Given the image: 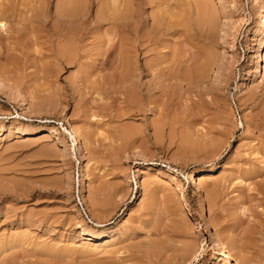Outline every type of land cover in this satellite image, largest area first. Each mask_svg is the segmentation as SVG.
Segmentation results:
<instances>
[{
	"label": "rangeland",
	"instance_id": "374dc122",
	"mask_svg": "<svg viewBox=\"0 0 264 264\" xmlns=\"http://www.w3.org/2000/svg\"><path fill=\"white\" fill-rule=\"evenodd\" d=\"M58 1L0 0V84L13 90L9 95L0 85V264H143L140 252L152 244H169L166 255H185L181 248L191 251L199 241L204 250L193 264H222L209 249L210 237L245 264H264V42L255 74V59L246 64L244 56H255L251 31L264 23V0H205L217 12L216 78L194 84L187 78L195 77L198 53L211 44L150 32L148 51L137 54L159 72L161 84L151 91L142 86L131 105L108 79L119 71V46L111 66L102 60L114 49L111 43L122 36L125 44L132 33L108 20L96 22L95 10L103 6L98 0H78L88 7L89 33L73 63L54 64L42 41L45 30L34 19L39 12L53 15ZM135 1L143 3L135 12L149 28L154 14L166 11L174 20L189 0ZM55 42L51 49L65 40ZM48 63L53 65L47 70ZM150 73L142 78L148 87ZM71 128L83 153H76ZM124 128L133 130L128 146L117 136ZM144 166L147 171L139 173ZM198 173L205 179L197 191ZM84 231L105 236L90 239Z\"/></svg>",
	"mask_w": 264,
	"mask_h": 264
},
{
	"label": "bare ground",
	"instance_id": "6f19581e",
	"mask_svg": "<svg viewBox=\"0 0 264 264\" xmlns=\"http://www.w3.org/2000/svg\"><path fill=\"white\" fill-rule=\"evenodd\" d=\"M41 0H39L40 2ZM83 0H80L81 3ZM106 1V0H105ZM145 1V0H144ZM157 1V0H156ZM161 1V0H160ZM183 1V0H182ZM209 1V0H208ZM207 1V2H208ZM211 1V0H210ZM254 1V0H253ZM259 1V0H258ZM258 1H255L256 3ZM79 1H75L74 0H60V2L58 1V3L56 4V7L55 10H54V13L53 15L51 16H42V13L40 14V12L37 14L36 16V12H33L34 14H31V15H35L36 19H34V17L32 18L31 15H30V21L32 19L34 20H37L38 22V26L37 28L39 27V24L40 26H42L41 29L39 27L40 30H45V33H44V40L42 39L43 36L40 35L42 38L39 37L38 34H43V31L42 33H37V39L39 37V39H42V41L44 42H47L45 44H48L47 46L49 48H46L48 50L49 55L48 56H51L52 60L55 62L54 64H60V65H65V64H70V63H73L74 60L76 59V57H78V54H79V50L81 49L80 48V45L82 44V39L84 38V35L88 34L86 33L88 31V21H89V16H88V10L86 8H84V5L81 6L80 3H78ZM110 2V1H108ZM163 1H161L162 3ZM173 2V1H171ZM232 2V1H231ZM261 2V1H259ZM78 3V4H77ZM159 3V2H158ZM159 3V4H161ZM187 4H185V1H184V4L182 3V13H178L179 15H177V17L175 18L174 17V20L171 19V16L173 14H171L170 16V13L166 12V11H161V14L157 13L158 15L151 17V21L153 20V23H151V25L149 26V28L146 26V20H145V17L143 15H141L140 13H136L135 12V6L136 5H143V3L141 4H138L137 1L135 0H111V2L107 5L104 4L103 1H99L96 3L98 4V6H102L101 8V11L99 10H95L96 13L94 14L95 15V20L96 22H101L102 20H108L110 22H112L115 26H118V28H121V30L123 29L124 31H129L132 33V35L134 36L133 39L129 40L127 37L125 39H128V40H125V44L122 42V36H119V35H122L120 34L118 31H115L116 33L118 32L119 35H113L115 36L114 37V42L116 41L115 38H118V41H116V45H113V43H111V47H114V49L110 48L111 51H109L107 49V52L105 51V53H107V56L103 58L102 60V64L103 65H106L107 63H109L111 60L113 59H110V56H111V53L113 54L114 50L117 49V47L119 46V49L116 50V58L118 59L119 63H120V68H119V71L117 73H114L115 75H113V77L111 76V78L109 77L108 79L111 80L112 78L115 80L111 81L110 83L113 82V85H110L112 86H118L119 87V90H124L125 92V99H126V102H128L130 105L131 104H135L137 102V94H139V92H141V87L144 86L147 90L151 91V89L158 87L157 85L158 84H161V81L158 80L159 77V72L156 73V72H153L151 69H150V63H149V60H148V63H147V60H145V64L143 65L141 62H140V57L139 55L137 54L138 52L140 53H143V54H146V51L147 50V46L145 45V42L148 39H150V32H155L156 35L158 34L159 36L161 34H171L173 36V34L175 33H178L180 35L183 36H187V35H191L192 37L194 38H197L199 40H204L206 41L208 44H211V46L209 45V47L206 49V51H204L203 53H201V50L198 54V57L201 58V62L200 64L197 66V68L195 69V74H192V75H195V77H192L189 73L188 76H191V77H188V80L189 82L193 83L194 82L196 83L197 81H202L204 80L206 77L209 78V75H211V71L213 69H215L216 67L219 68L218 66V58L216 57V54L213 50V46L215 44V29H216V22H215V17L217 16V12L216 10L214 11L213 8H210V6H208V4L206 3L205 0H189L186 2ZM262 3V2H261ZM259 3L261 6L264 4V1H263V4ZM80 4V5H79ZM84 4V3H83ZM86 4V3H85ZM167 4V3H166ZM151 5V3H150ZM156 5V4H155ZM184 5V7H183ZM186 5V6H185ZM214 5V4H213ZM212 5V6H213ZM259 5V7H260ZM42 6V5H41ZM211 6V7H212ZM255 6V5H253ZM83 7V8H82ZM162 7V6H161ZM257 7V8H259ZM264 8V6H262ZM16 8V7H15ZM23 8V7H22ZM29 8V7H28ZM38 8V7H37ZM137 8V7H136ZM140 8V6H139ZM86 9V10H85ZM96 9H100L99 8H96ZM153 9V8H152ZM260 9V8H259ZM158 10V9H157ZM264 10V9H263ZM12 11V10H11ZM33 11V10H32ZM35 11V10H34ZM152 11V10H151ZM149 12V11H148ZM12 13V12H11ZM16 13V12H15ZM230 13V12H229ZM232 13V12H231ZM261 13V12H260ZM17 14V13H16ZM20 14V13H19ZM17 15V16H20V15ZM11 15V14H10ZM27 15V14H26ZM41 15V16H40ZM152 15H153V12H152ZM164 15V16H163ZM264 15V14H262ZM175 16V15H173ZM257 16V15H256ZM29 17V16H28ZM27 17V18H28ZM160 17H163V20L160 18ZM263 17L262 19V22H264V16H261ZM26 18V17H25ZM220 18V17H219ZM258 18V17H257ZM256 19V18H255ZM27 20V19H26ZM21 22V21H20ZM27 22V21H26ZM261 22V21H260ZM5 23V22H4ZM23 23V22H22ZM259 23V22H258ZM257 23V24H258ZM24 24V23H23ZM31 24V23H30ZM111 24V23H110ZM109 24V25H110ZM256 24V23H255ZM254 24V25H255ZM26 25V24H25ZM0 26L1 27H4V25L1 23L0 21ZM24 26V25H23ZM33 26V24L31 25ZM34 26L35 23H34ZM115 26H111V27H114L115 30L117 29V27ZM259 26V25H257ZM141 27H143V33L140 35L139 32H141L140 30ZM31 28V27H30ZM29 28V29H30ZM33 28V27H32ZM47 28V29H46ZM28 29V27H27ZM106 30V29H105ZM119 30V29H118ZM120 30V32H121ZM218 30V29H217ZM254 30V31H253ZM251 31V33L253 32L252 36H251V41L252 42H255V45H256V50H255V56H250L249 54L247 55H244L245 58H246V64L250 63L253 59H255V67L253 66V71H251V75L252 74H255L257 72V67H258V57H259V50H260V47H262V43L264 42V23H261V26L259 27H256L255 29H253ZM29 31V30H28ZM35 31V29H34ZM145 31H148V35L146 34ZM21 32V31H20ZM33 32V30H32ZM41 32V31H40ZM113 32V31H112ZM128 32V33H129ZM34 33V32H33ZM32 33V34H33ZM117 33V34H118ZM29 34V33H28ZM31 34V32H30ZM34 35V34H33ZM127 34H125L126 36ZM140 35V38L138 39V36ZM35 38H36V34L34 35ZM34 36L32 38H34ZM177 36V35H176ZM175 36V37H176ZM87 37V36H86ZM131 37V36H130ZM129 37V38H130ZM154 37H155V34H154ZM181 37V38H182ZM233 37V36H232ZM20 38V37H19ZM34 38V39H35ZM57 38H62L65 40L64 44L60 47H58L57 45H54V47L56 46V49H54V51H52L51 47L53 46L54 43L58 44L57 42H55L57 40ZM124 38V37H123ZM159 38V37H158ZM184 38V37H183ZM33 39V40H34ZM38 39V40H39ZM232 39V38H231ZM27 40V39H26ZM30 40V38H29ZM32 40V39H31ZM154 40V39H152ZM180 40V39H179ZM185 40V39H184ZM189 40V39H188ZM37 42V40H34V42ZM41 41V40H40ZM59 41V40H58ZM112 41V42H113ZM145 41V42H144ZM197 41V40H196ZM63 42V41H62ZM84 42V41H83ZM118 42V43H117ZM180 42V41H179ZM183 42V41H182ZM181 42V43H182ZM185 42V41H184ZM61 42H59L60 44ZM123 43V44H122ZM11 44V43H10ZM40 44V43H39ZM33 45V43H32ZM44 45V44H42ZM118 45V46H117ZM179 45V44H178ZM117 46V47H115ZM181 46V45H180ZM264 46V45H263ZM27 47V46H26ZM25 47V48H26ZM43 47V46H42ZM151 47V46H150ZM148 47V49L150 48ZM177 47V46H176ZM175 47V48H176ZM21 48V46H20ZM109 48V47H108ZM116 48V49H115ZM24 49V48H23ZM27 49V48H26ZM39 49V48H38ZM152 49V47H151ZM204 49V50H205ZM215 49V48H214ZM28 50V49H27ZM44 50V49H43ZM46 50V51H47ZM150 50V49H149ZM156 50V49H155ZM10 51V50H9ZM109 51V52H108ZM176 51V50H175ZM190 51V50H189ZM187 51V52H189ZM195 51V50H194ZM192 51V52H194ZM217 51V50H215ZM264 51V50H263ZM262 51V52H263ZM186 52V51H185ZM173 53V52H172ZM9 54V53H8ZM27 54V53H26ZM41 54V53H40ZM148 54V53H147ZM186 54V53H185ZM188 54V53H187ZM24 55V53H23ZM44 55V54H43ZM42 55V56H43ZM105 55V54H103ZM114 55V54H113ZM190 55V54H189ZM192 55V54H191ZM196 55V54H195ZM252 55V54H251ZM263 55V53L261 54V56ZM41 56V57H42ZM179 56V55H178ZM17 57V56H16ZM28 57V56H27ZM33 57V56H32ZM182 57V56H181ZM50 58V57H49ZM113 58V57H111ZM160 58V57H159ZM177 58V57H176ZM185 58V57H184ZM183 58V59H184ZM191 58V57H190ZM11 59V58H10ZM180 59V58H179ZM227 59V58H226ZM262 59V58H261ZM13 60V59H12ZM115 60V59H114ZM113 60V61H114ZM155 60V59H154ZM178 60V59H177ZM181 60V59H180ZM186 60V58H185ZM11 61V60H10ZM16 61V60H15ZM113 61H111L112 63H114ZM152 61V59H151ZM223 61V60H222ZM263 61V60H262ZM9 62V61H8ZM110 62V63H111ZM155 62V61H154ZM13 64V62H11ZM51 63H53L51 61ZM109 63V65L107 66H111ZM186 63V62H184ZM254 63V62H253ZM40 64V63H39ZM116 64V63H115ZM149 64V65H148ZM157 64V63H156ZM160 64V62H159ZM263 64V63H262ZM50 65H53V64H50ZM50 65L48 63L47 65V70L48 69H51L50 68ZM163 65V64H162ZM43 66V65H42ZM119 66V65H118ZM155 66V65H154ZM167 66V65H166ZM260 66V64H259ZM44 67V66H43ZM43 67L41 69H43ZM114 67V66H113ZM117 66H115L116 68ZM153 68V66H151ZM156 67V66H155ZM12 68V67H11ZM112 69V68H111ZM170 69V68H169ZM46 70V69H45ZM39 71V70H38ZM146 71H149V73L151 74V80L150 82L153 83V86L151 87H148L147 84L149 83H145L144 81H142L143 79V76H145V72ZM157 71H160L157 70ZM163 71V70H162ZM171 71V70H170ZM217 71V70H216ZM219 71V70H218ZM250 71V70H249ZM41 72V70H40ZM48 72H51V70H49ZM173 72V71H172ZM44 73V72H43ZM42 73V74H43ZM46 73V72H45ZM45 73L43 74L44 76ZM53 73V72H52ZM51 73V74H52ZM148 73V72H147ZM154 73V74H153ZM169 73V71L167 72V74ZM171 73V72H170ZM217 72L213 73V75L211 76H214L216 75ZM50 74V73H49ZM48 74V75H49ZM164 74V73H163ZM162 74V76H163ZM226 74V73H225ZM47 75V76H48ZM184 75V74H183ZM159 76V77H158ZM172 76V75H171ZM170 76V78H171ZM178 76V75H177ZM220 76V75H219ZM53 77V76H52ZM165 77V76H163ZM19 78V77H18ZM183 78V76H182ZM219 78V77H218ZM255 78V77H254ZM253 78V79H254ZM2 79V78H1ZM146 79V78H145ZM181 79V78H180ZM13 80V79H12ZM106 80V79H105ZM167 80V79H166ZM178 80V79H177ZM3 81V80H1ZM83 81V80H82ZM223 81V80H222ZM85 82V81H84ZM101 82V81H100ZM106 81L102 82L103 84L105 83ZM108 82V81H107ZM165 83V81H163ZM168 82V81H167ZM3 83V82H2ZM5 83V82H4ZM3 83V84H4ZM8 83V82H7ZM182 83V82H181ZM190 83V84H191ZM100 84V83H99ZM106 84V83H105ZM104 84V85H105ZM109 84V83H108ZM108 84H106L108 86ZM116 84V85H114ZM252 84L256 85V82L253 80L252 81ZM2 85V84H0ZM7 84L5 85H2L3 87L6 86ZM20 85V84H18ZM22 85V83H21ZM166 85V83H165ZM179 85V84H178ZM218 85V84H217ZM252 87V86H251ZM7 88V86H6ZM8 88H10V86H8ZM7 88V92L9 91V89ZM116 88V87H115ZM179 88V87H178ZM195 88V87H194ZM208 88V87H207ZM212 88V87H211ZM117 89V88H116ZM157 89V88H156ZM204 89V87H203ZM4 89H2V87L0 88V92L3 91ZM109 90V89H108ZM112 90V89H111ZM13 91V90H12ZM12 91L10 89V93L9 95L11 94L12 95ZM214 91V90H213ZM16 92V91H15ZM13 93L14 95L16 93ZM205 92V91H204ZM7 93V94H8ZM162 93V92H161ZM5 94V93H4ZM64 94V93H63ZM62 94V95H63ZM5 96V95H4ZM7 96V95H6ZM45 96V95H44ZM251 96V95H250ZM247 97V98H250ZM19 97V96H18ZM16 97V98H18ZM25 97V96H24ZM7 98H10V97H7ZM15 98V97H14ZM32 98V96H31ZM33 98H35L33 96ZM21 100V98H19ZM26 99H24L25 101ZM29 100V99H28ZM44 100V99H43ZM27 102V101H26ZM31 102V101H30ZM30 102H27V104H30ZM42 102V101H41ZM44 102V101H43ZM46 102V101H45ZM35 104V102H32ZM32 103H31V106H32ZM50 103V102H48ZM39 104V103H38ZM36 105V104H35ZM41 106V105H40ZM39 106V107H40ZM38 107V108H39ZM27 109V107H26ZM29 109V108H28ZM27 109V110H28ZM31 109V108H30ZM33 109V108H32ZM35 109H37L35 107ZM34 111V110H33ZM172 111V110H171ZM35 112V111H34ZM158 112V111H157ZM35 114V113H34ZM21 125V123H20ZM25 125V124H24ZM18 127V126H16ZM27 127V126H26ZM30 127V126H29ZM41 127V126H40ZM24 128V127H23ZM39 128V127H38ZM52 128V127H51ZM121 128V127H120ZM17 129V128H15ZM25 129V128H24ZM28 129V128H26ZM73 131L71 132L73 135L72 136V139H73V142L75 143L76 147H75V150H76V153H80L82 152V146H81V143H80V139H79V134L77 132V130H74L73 128H71ZM130 128L126 129H122L121 132L119 133L118 138L120 139V141L122 142H125L126 144V140L132 138V135H133V130H129ZM159 129V128H158ZM19 130V129H18ZM36 130V129H35ZM53 130V129H51ZM14 131V130H13ZM17 131V130H16ZM18 132V131H17ZM21 132V131H20ZM23 132V131H22ZM26 132V130L24 131ZM32 132V130H31ZM136 132V131H135ZM28 133V132H26ZM21 134V133H20ZM38 134V133H37ZM118 134V133H117ZM136 134V133H135ZM158 136V135H157ZM185 138V137H184ZM130 140H128V142H130ZM207 140V139H206ZM82 141V140H81ZM134 141V140H133ZM136 142V141H135ZM124 144V145H125ZM187 144V143H185ZM127 145V144H126ZM129 145V144H128ZM127 145V146H128ZM200 145V144H199ZM203 145V144H202ZM134 146V145H132ZM130 147V146H129ZM195 147H197L195 145ZM185 148V147H184ZM188 148V147H187ZM200 148V147H199ZM194 150V149H193ZM189 151V150H188ZM83 153V152H82ZM218 164V163H217ZM148 165V164H146ZM213 167V166H212ZM147 166H144L142 167L141 170H139L140 172L139 173H145L147 171ZM150 169V168H149ZM212 171L211 170H207L206 173H211ZM201 173V172H200ZM196 175V174H195ZM193 176V175H192ZM210 176V175H209ZM208 177V174L206 176V178ZM213 178V177H212ZM202 179H205L203 174H199L197 175L196 177V186L195 188L197 189L198 191V187L202 186V182L203 180ZM209 179V178H208ZM194 180V179H193ZM205 182V180H204ZM145 185L144 184V190H145ZM218 185V184H217ZM5 186V185H4ZM193 186V187H194ZM211 186V185H210ZM214 187V185H213ZM202 188V187H200ZM217 188V187H216ZM214 189V188H213ZM212 189V190H213ZM209 190V189H208ZM204 193V191H203ZM200 194V193H198ZM200 197V196H198ZM95 198V197H94ZM112 198V197H111ZM201 198V197H200ZM199 198V200H200ZM206 198V197H205ZM97 199V198H96ZM113 199V198H112ZM202 199V198H201ZM208 200V199H207ZM107 201V199H106ZM112 201V200H111ZM206 201V200H205ZM97 202V201H96ZM105 202V201H104ZM115 202V201H114ZM200 202H202V200H200ZM204 203V202H203ZM209 203V202H208ZM115 204V203H114ZM200 204V203H199ZM101 205V204H100ZM202 207V205H201ZM105 208V207H104ZM98 210V209H97ZM100 212V211H99ZM98 224L101 226L102 223H100L98 221ZM90 232V231H88ZM87 231H84V236L86 235V237H89L90 239H95V240H98L102 237H104V233L102 232H94V233H88ZM108 235V234H107ZM86 240V239H85ZM3 243V242H2ZM182 244V243H181ZM209 249L212 250L213 252L217 253L218 255L221 256V263L222 264H245L238 256H236V254L232 251V249H230L229 247L225 246L223 243L220 242V240L216 239V238H213V237H210L209 238ZM169 245V244H168ZM168 245L166 244H152L151 245V249L150 251L148 250H143L140 252L141 254V257H144L146 258L145 261H148L149 264H160L161 263V258H163L164 256V260L166 261L165 264H193L194 261L197 260L198 256L201 255L202 253V250L203 249V245H202V242L199 241V245L198 247H195L196 249H192L191 251H189L188 247L187 246H184L183 248H181L182 250H184V254H181V253H176V254H172L171 255H166L169 251V248H168ZM177 247H180L177 246ZM185 247H187L185 249ZM174 248V247H173ZM142 249V248H140ZM149 249V248H148ZM112 255V253H111ZM135 257V256H134ZM137 258V257H136ZM142 260V259H141ZM182 260V261H181ZM140 261V260H139ZM138 261V262H139ZM144 261V262H145ZM143 262V264H144ZM163 262V261H162ZM147 262H145L146 264ZM164 264V262H163Z\"/></svg>",
	"mask_w": 264,
	"mask_h": 264
},
{
	"label": "built area",
	"instance_id": "2783aa9c",
	"mask_svg": "<svg viewBox=\"0 0 264 264\" xmlns=\"http://www.w3.org/2000/svg\"><path fill=\"white\" fill-rule=\"evenodd\" d=\"M78 204L80 205V208H81V210H82V213L86 216V212H85V210L82 208L81 203L78 202Z\"/></svg>",
	"mask_w": 264,
	"mask_h": 264
}]
</instances>
